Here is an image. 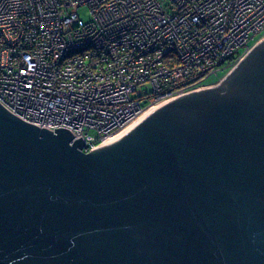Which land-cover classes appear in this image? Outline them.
Wrapping results in <instances>:
<instances>
[{"label":"water","instance_id":"water-1","mask_svg":"<svg viewBox=\"0 0 264 264\" xmlns=\"http://www.w3.org/2000/svg\"><path fill=\"white\" fill-rule=\"evenodd\" d=\"M73 137L0 105V264H264V38L89 153Z\"/></svg>","mask_w":264,"mask_h":264},{"label":"built area","instance_id":"built-area-1","mask_svg":"<svg viewBox=\"0 0 264 264\" xmlns=\"http://www.w3.org/2000/svg\"><path fill=\"white\" fill-rule=\"evenodd\" d=\"M261 33L264 0H0V105L89 153Z\"/></svg>","mask_w":264,"mask_h":264},{"label":"rangeland","instance_id":"rangeland-1","mask_svg":"<svg viewBox=\"0 0 264 264\" xmlns=\"http://www.w3.org/2000/svg\"><path fill=\"white\" fill-rule=\"evenodd\" d=\"M79 16L83 19V20H87V12L82 9L79 11ZM264 36V33L261 34H257L255 35L254 39L250 41L249 45L252 46L255 41ZM232 69V68H231ZM231 69H229L227 67L226 64H224L222 67L218 68L215 72V74H211L209 76H207L206 78L203 79V81L201 82L202 85H215L216 83H218L222 78H224V76L231 71Z\"/></svg>","mask_w":264,"mask_h":264},{"label":"bare ground","instance_id":"bare-ground-1","mask_svg":"<svg viewBox=\"0 0 264 264\" xmlns=\"http://www.w3.org/2000/svg\"><path fill=\"white\" fill-rule=\"evenodd\" d=\"M114 137V136H113ZM112 138V137H111Z\"/></svg>","mask_w":264,"mask_h":264}]
</instances>
